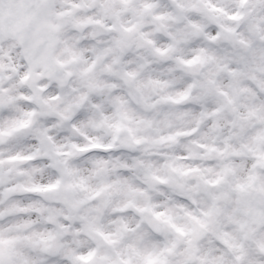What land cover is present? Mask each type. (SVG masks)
Segmentation results:
<instances>
[{"label":"clouds","instance_id":"9594fccd","mask_svg":"<svg viewBox=\"0 0 264 264\" xmlns=\"http://www.w3.org/2000/svg\"><path fill=\"white\" fill-rule=\"evenodd\" d=\"M0 264H264V0H0Z\"/></svg>","mask_w":264,"mask_h":264}]
</instances>
